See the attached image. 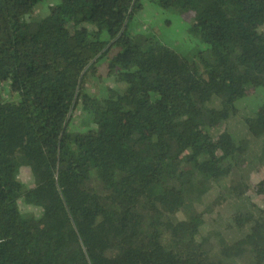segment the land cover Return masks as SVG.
Wrapping results in <instances>:
<instances>
[{
	"label": "trees",
	"instance_id": "1",
	"mask_svg": "<svg viewBox=\"0 0 264 264\" xmlns=\"http://www.w3.org/2000/svg\"><path fill=\"white\" fill-rule=\"evenodd\" d=\"M39 1L0 0V80L10 90L0 93V264H228L239 256L264 263V99L249 119L235 104L264 84V30L241 16L243 34L208 12L254 6L155 0L205 34L206 46L187 60L154 36L129 33L140 0H58L43 15L34 13ZM103 58L126 84L114 91L119 105L99 129L67 130L82 77ZM211 119L227 124L231 150L218 147ZM17 164L31 168L33 185L15 183ZM228 175L250 207L245 234L215 258L200 249L206 237L195 240L200 220L185 217L184 228L176 214L189 193L194 201L220 194ZM20 203L46 211L23 217Z\"/></svg>",
	"mask_w": 264,
	"mask_h": 264
},
{
	"label": "rangeland",
	"instance_id": "2",
	"mask_svg": "<svg viewBox=\"0 0 264 264\" xmlns=\"http://www.w3.org/2000/svg\"><path fill=\"white\" fill-rule=\"evenodd\" d=\"M56 1L58 0L39 1L34 13L39 15L45 14L48 6ZM140 1L142 2V6L135 12L127 27L129 33L136 39L142 40L146 36H154L160 43L172 46L187 60H191L197 50L206 46L205 34L199 32L191 33L187 29L190 22L183 13L176 10H165L155 0ZM245 1L247 5L254 6L252 11H245L240 14L232 6L229 16L223 13L218 7L210 6L208 12L211 16L216 17L223 25L228 27L234 26L240 29L243 34H247V27L239 20L241 16L252 21L256 20L258 30H264V6L255 4L252 0ZM167 16L170 18L168 22L166 21ZM102 35L105 36L104 33ZM259 48L264 50V36L259 40ZM101 60L103 59L98 60V62ZM91 69L82 77L77 101L71 109L69 119L66 123L67 130L91 132L94 129H99L105 124L107 115L119 105V101L115 97L116 91L114 92L111 87H109L110 89L106 87V85L115 81L114 74L107 72L101 76L100 74L103 71L101 64H98V68L95 70ZM149 79L152 80L150 75ZM96 85L101 86V91L93 95L89 94L86 96L84 94L94 93L93 87ZM0 93L3 96L10 94L9 85L5 80H0ZM85 96L86 102L83 104ZM263 99L264 84L257 86L250 92L241 94L235 104L238 106L242 117L249 119ZM226 126L227 124L224 121L215 122L211 119L210 129L219 135L218 147L231 150L232 145L226 137ZM255 175L254 178H258L261 176V173ZM167 182L171 183V180L168 179ZM233 184L234 179H232L231 175H228L222 180L223 189L220 194L218 192L204 194L202 195L203 199L201 201H194L192 193H189L176 214V218L183 222L184 228L189 226V224L183 218L192 215V217L200 220L201 223L195 231V237H197L195 240L197 241L200 238L206 237L207 243L205 246L204 244H200V249L208 248L211 255L215 258L222 256L220 249L226 250L227 246H233L234 242L238 241L246 232V225H242L243 212L250 207V201L245 194L241 197L239 194L232 192L229 185L232 186ZM204 200L210 201L209 204ZM251 200L259 205L262 202V198L255 193H253ZM19 206L21 216L27 218L39 216L46 211V208L33 203H20ZM189 206H192L193 209L188 208ZM186 208L188 209L185 210ZM56 211H60L58 205ZM228 264H247V260L244 257L240 258V256L234 257V259H230Z\"/></svg>",
	"mask_w": 264,
	"mask_h": 264
},
{
	"label": "crops",
	"instance_id": "3",
	"mask_svg": "<svg viewBox=\"0 0 264 264\" xmlns=\"http://www.w3.org/2000/svg\"><path fill=\"white\" fill-rule=\"evenodd\" d=\"M97 63L98 64H101V66L103 68V71H102V73L100 75L102 76L103 73L104 74L107 73L106 70H105L106 64H105V59L104 58H103V60H101L99 62L97 61L93 66L90 67V69L92 68L93 70H95L96 68H98V64ZM125 85L126 84L124 82H115L114 81V82H111V84L106 85V87H108V88L111 87V89L113 91H116L118 89H123L125 87ZM100 88H101V86L96 85V86L93 87L94 93H84V94H86V96L89 95V94H92L93 95V94L98 93L99 91H101ZM86 96L83 99V104L86 102ZM13 180L21 188L29 187V186H31V185H33L35 183L34 176H33V173H32L31 168L29 166L23 165V164H17L15 166V169H14V172H13ZM23 204H29V203H23ZM57 205L60 208V211L59 212L56 211ZM19 208H20V206H19ZM53 211H54V213H57V214H59V213L62 212V208H61V205H60L59 200H56V202L54 203V205H53ZM11 218H12V220H11ZM9 220L11 222H13L15 220V217L14 216H10ZM26 237L28 238L29 242H34V240H35V234H34L33 231H28L26 233Z\"/></svg>",
	"mask_w": 264,
	"mask_h": 264
}]
</instances>
